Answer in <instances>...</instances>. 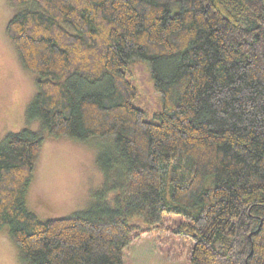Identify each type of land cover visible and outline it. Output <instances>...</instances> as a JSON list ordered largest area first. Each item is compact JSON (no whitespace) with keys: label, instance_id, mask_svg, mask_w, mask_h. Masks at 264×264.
Wrapping results in <instances>:
<instances>
[{"label":"trees","instance_id":"obj_1","mask_svg":"<svg viewBox=\"0 0 264 264\" xmlns=\"http://www.w3.org/2000/svg\"><path fill=\"white\" fill-rule=\"evenodd\" d=\"M7 2L35 3L6 34L37 74L25 112L42 132L0 140V230L21 264H125L144 232L131 219L172 214L191 264H264V0ZM145 62L162 95L152 112L135 103ZM43 133L108 141L88 209L43 219L28 206Z\"/></svg>","mask_w":264,"mask_h":264},{"label":"rangeland","instance_id":"obj_2","mask_svg":"<svg viewBox=\"0 0 264 264\" xmlns=\"http://www.w3.org/2000/svg\"><path fill=\"white\" fill-rule=\"evenodd\" d=\"M33 3L14 7L7 0H0V140L8 132L20 131L24 127L41 132V122L28 123L25 112L38 90L37 74L23 68L16 47L6 34L8 21ZM144 65L145 69L141 71L137 67L133 75L139 93L135 103L147 104L152 112L158 109L157 102L162 95L149 83L150 65L147 63L149 70L146 62ZM43 135L44 145L27 196L28 206L43 219L88 209L105 180L96 158L108 141L95 137L90 143H79L53 138L48 133ZM115 193L111 191L105 195L112 207ZM180 217L172 214L164 227L147 225L140 217L132 218L131 223L138 231L144 232L140 231L139 238L123 249L125 264H191L188 258L194 240L170 230ZM0 264H21L18 249L8 234V226L0 230Z\"/></svg>","mask_w":264,"mask_h":264}]
</instances>
